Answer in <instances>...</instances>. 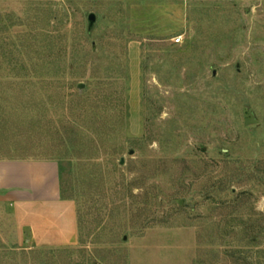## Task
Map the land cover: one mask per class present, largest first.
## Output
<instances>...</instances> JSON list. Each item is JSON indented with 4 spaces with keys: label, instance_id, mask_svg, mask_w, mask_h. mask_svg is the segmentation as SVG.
Returning a JSON list of instances; mask_svg holds the SVG:
<instances>
[{
    "label": "rangeland",
    "instance_id": "obj_1",
    "mask_svg": "<svg viewBox=\"0 0 264 264\" xmlns=\"http://www.w3.org/2000/svg\"><path fill=\"white\" fill-rule=\"evenodd\" d=\"M6 159L58 162L77 232L0 198V264H264V0H0Z\"/></svg>",
    "mask_w": 264,
    "mask_h": 264
},
{
    "label": "crops",
    "instance_id": "obj_2",
    "mask_svg": "<svg viewBox=\"0 0 264 264\" xmlns=\"http://www.w3.org/2000/svg\"><path fill=\"white\" fill-rule=\"evenodd\" d=\"M0 198L17 204L16 217L24 216L29 209L38 206L58 207L67 212L63 222L46 223L44 229L31 227L32 238H38V244H66L76 237L75 205L73 201L61 196L58 162L38 159L0 160Z\"/></svg>",
    "mask_w": 264,
    "mask_h": 264
},
{
    "label": "water",
    "instance_id": "obj_3",
    "mask_svg": "<svg viewBox=\"0 0 264 264\" xmlns=\"http://www.w3.org/2000/svg\"><path fill=\"white\" fill-rule=\"evenodd\" d=\"M95 19H96V16L94 13H89L88 14V17H87V22H88V26H87V29L88 31L92 28L94 22H95ZM83 85L82 84H79L78 85V88H82ZM244 120H243V123L245 125H249V124H254L257 122V119L255 118L254 114L252 113L251 109H248V108H245L244 109ZM123 163V158H121L120 160V164ZM179 204H182V201L179 200L178 201Z\"/></svg>",
    "mask_w": 264,
    "mask_h": 264
},
{
    "label": "built area",
    "instance_id": "obj_4",
    "mask_svg": "<svg viewBox=\"0 0 264 264\" xmlns=\"http://www.w3.org/2000/svg\"><path fill=\"white\" fill-rule=\"evenodd\" d=\"M180 39H181V37H180V36H177V37L174 39V41H175V42H179Z\"/></svg>",
    "mask_w": 264,
    "mask_h": 264
},
{
    "label": "trees",
    "instance_id": "obj_5",
    "mask_svg": "<svg viewBox=\"0 0 264 264\" xmlns=\"http://www.w3.org/2000/svg\"><path fill=\"white\" fill-rule=\"evenodd\" d=\"M59 170H60V184H61V169L59 168ZM60 189H61V187H60ZM61 196H62V193H61Z\"/></svg>",
    "mask_w": 264,
    "mask_h": 264
}]
</instances>
